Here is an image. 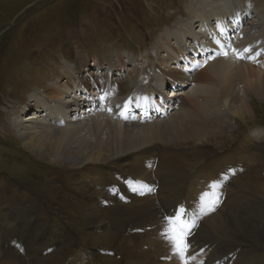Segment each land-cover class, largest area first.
Listing matches in <instances>:
<instances>
[{"label": "rangeland", "instance_id": "1", "mask_svg": "<svg viewBox=\"0 0 264 264\" xmlns=\"http://www.w3.org/2000/svg\"><path fill=\"white\" fill-rule=\"evenodd\" d=\"M193 1L195 2V0H0V251L12 241L18 245L25 264H150L158 258L154 253V256L149 255L153 250L152 244L148 242L149 237L145 240L143 236H146L144 233H149L147 221L154 218L155 213L163 215L159 209V207L163 209L162 203L158 206L157 200L154 210L153 208L146 209V207L138 208V210L136 205H144L146 200L141 198L136 202L131 203L130 200L129 204H124L121 196L116 198L121 200L118 202L106 192L107 186L109 190H119L124 198L130 199L129 192L123 191V187L120 188L115 183H121L124 177L134 179L137 173L135 164L137 160L140 162L145 158L143 153L128 152L103 167L98 164L75 169L70 162H62L60 165L33 154L25 147V140L13 136L10 131L9 115L21 111L23 113H20V117L25 118L28 114H34L32 110L38 106H32L30 104L32 100L38 99L46 103L47 98L50 99L49 103H62L58 99L53 101L50 94L51 86H56L59 78L62 81L64 78L63 82L67 84L66 72L68 71L69 74L70 71L72 76L78 77L79 75L74 73L80 74L81 70L85 78L89 80L87 84L90 85H87L85 90L78 86L74 93L71 91L73 99H76L75 93H89L90 91L99 95L94 90H103L105 86L107 88L110 86L109 90H121L120 96L115 93L101 94L98 105L102 106L105 102L108 107L118 98L126 97L128 91L131 90L129 89L131 85H135L134 90L139 88L140 93L152 90L153 86L158 89L162 87L160 91H163L168 83L167 80L184 85L178 86L185 89L178 92L184 95L181 98L192 96V99L188 100L190 105L187 108L190 110L183 114L188 119L197 121L207 119L211 123L226 119L233 123L232 129L224 130L226 135L221 138L222 143L215 146L193 145L192 142L184 146L177 143L172 148L162 146L157 151L158 159L154 162V173H152L154 175L157 173L160 154L165 157V152L170 154L168 160L173 157L175 161L182 160V162L190 163L188 166H195V168L187 167L182 174L179 171L180 179L177 180L178 184L174 185L173 196L182 202L188 199L190 193L192 195L199 192L201 197L203 196V199L198 201L196 210L193 207L190 208L191 211L189 210V212L195 210L194 221L196 223L197 220L204 218V208L211 210L214 209L215 203L217 204V201L215 203L211 201L207 190L197 186L199 181L203 180L202 176L211 177L228 154L231 153L232 156L238 157L241 159L238 163H241L242 167L239 172L234 173L237 179L226 187L224 186L228 194L227 197L224 195L223 202L227 203L223 208L230 200H232L233 208L239 204L238 210H231L232 214L237 216L241 223L245 221L244 228L247 226L254 233L255 227L261 229L257 234L262 237L261 234H264V198L255 193L254 186H248L245 183L248 178H254V182L264 181V140L254 136L258 129H264V96L251 92L252 94L250 93L248 97L251 111L246 117L238 118L230 111L235 109V105H231L229 110L228 102L214 93L216 87L222 84L217 83L216 80L217 85L214 84V75H207L196 89L198 82L196 84L192 82L196 69L200 68L201 71L206 72L209 70L208 66L214 64L217 58L223 56L230 58L231 54L234 56L236 52L240 53L243 58H237L239 62L230 58V62L236 66L241 63L246 71L248 66L254 64V71L264 73V68H260L264 58L260 59L259 63L252 62L253 57L258 56V54L252 55L253 50L261 46L258 51L262 52L256 60L262 57L264 51L263 34L258 30L259 24L264 22V19L263 16L252 13L253 19L249 21L252 24L248 23L247 26V23H244L241 27L243 31L241 34H237V31L236 34H232L231 28L227 33L209 32L214 27H220L213 18L217 10L212 8L209 11L210 14L202 13L196 6H192ZM203 1L212 2L213 0ZM217 4L219 10L223 9V4L221 5L219 0ZM240 4V1H235L237 7ZM230 5L231 3L227 4V7ZM188 6L191 7L187 8ZM188 21L192 23L191 28L186 26ZM247 30L248 34H245ZM234 36L236 38L233 39ZM221 37H224L231 47L225 48L226 42L221 40ZM251 37L254 38L253 41ZM248 39H251L250 43H247ZM211 41L217 44L216 49L206 46L205 42H210L211 45ZM248 48L251 51L246 53L244 50ZM186 55L193 66L189 65V59L184 60ZM192 55L200 59L191 58ZM213 55L217 57H211ZM158 60L160 65L158 71H155L151 68L158 63ZM225 60L226 58H220L219 61ZM183 63H187L188 67L192 66L189 72H186ZM85 68L88 71H84ZM129 74L134 80L128 79ZM178 74H182L185 80L174 81ZM94 82L98 84L97 87L92 86ZM241 82L240 78H237L231 84L230 90L241 87ZM230 94L231 97L232 95L233 97L239 96L236 92ZM169 95L166 86L165 96ZM154 97L152 96L150 103H155ZM181 98L172 99V101L174 100L173 103L182 102ZM221 100L223 102L221 108L226 117L223 110L220 108L221 111L216 105V101L221 102ZM137 101L141 102L139 99L135 102ZM193 101L197 103L191 106ZM27 106L32 110L23 111L28 108ZM135 110L139 109H134L129 114L143 118L142 114ZM119 112L124 118L127 117L124 110ZM71 113L74 115L75 112ZM175 113L174 110L169 116ZM82 115H77L75 119ZM99 115L101 116L102 113ZM153 120L148 117L143 124L147 125ZM135 121L131 119V123ZM115 122L129 123V120L124 121L121 117H117ZM69 125L70 123L60 128H67ZM86 126L92 127L91 124ZM260 133L263 132L260 131ZM252 154H254L253 161L258 164H256L257 167L254 168L255 170L250 168L249 171L241 174L242 168L246 167V156ZM169 164V168L174 167V164ZM169 176L172 175L167 177L159 175L158 178L154 176L156 187L151 188L164 194L171 180ZM241 178L242 184L239 181ZM138 181L134 179L132 185L124 187L127 190L137 191L138 187L135 184ZM101 182H103L102 185H100ZM95 186H101L103 189L95 188ZM208 187H213V184L209 183ZM100 191L101 193L103 191V194H100ZM154 198L157 199V196ZM110 200L116 202L111 203ZM101 202L104 205H98ZM22 203L24 208L16 209L21 212H17L18 216L12 217L15 213L12 208ZM28 206L34 209L37 215ZM26 207L34 212L35 216H21L23 212H26ZM90 208L97 211L106 209L113 213L114 219L109 222V214L101 217L93 215L89 212ZM218 211L214 209L215 214ZM92 220L96 223H92ZM151 221L149 223H152ZM27 225L30 227L25 232L23 230ZM226 227L227 229L215 232L217 237H226L228 240L226 238L217 240L214 245H219L218 253H227L229 264H239V262L252 258L259 261V264H264L263 237L256 239L254 234L250 237L245 233H238L236 229ZM6 228L11 230H6ZM18 228L22 230L19 235L28 234V237H25L26 249L20 247L19 235H14ZM37 235L41 236L39 241L35 240ZM39 245L42 247L46 245L48 249L44 253L40 252L43 248ZM10 247L16 250V247ZM202 248L204 255L211 260L209 255L212 247L207 248L206 245H202ZM157 249L158 247L155 248ZM221 258L220 261L223 262L224 256ZM1 261L0 258V264L7 262L6 259Z\"/></svg>", "mask_w": 264, "mask_h": 264}, {"label": "bare ground", "instance_id": "2", "mask_svg": "<svg viewBox=\"0 0 264 264\" xmlns=\"http://www.w3.org/2000/svg\"><path fill=\"white\" fill-rule=\"evenodd\" d=\"M235 1L236 0H219V3H221V5L223 4L222 5L223 9L220 10L218 9L217 0H213L212 2L195 0V2L193 1L194 4H192V6H196L202 13L207 12L208 14H210L209 11L212 8L217 10V12L214 13L213 18L215 19L216 23L220 25V27H214L209 32L217 31L219 33L220 32L227 33L230 31L231 28L232 34H236V31L237 34H241V32H243L241 30V27L244 25V23H247L246 25L248 26L249 21L253 19L252 13H256L257 15L259 14V16L260 15L263 16L262 18L264 19L263 0H238L241 2L239 7L235 5ZM229 3H231V5L230 7L229 6L227 7V4ZM189 7L191 6H188L187 8ZM186 26L188 28H191L192 27L191 21H188ZM258 30L262 32L263 34L262 38H264V22L259 24ZM245 34H248V30L247 33ZM234 38H236V36H234L233 39ZM251 39H248L247 43H250L249 40L251 41L254 40V38L252 37ZM221 40L226 42L224 37H221ZM211 42H212L211 45L210 42L209 43L205 42L206 46L209 48L211 47L216 49L217 44L213 41ZM229 47H231L230 43L226 42L225 48H229ZM248 47H250V45ZM259 49L257 48V50L256 49L253 50L252 55L258 54L259 56L260 53L262 52L261 50L258 51ZM197 53L198 55H200L199 52ZM236 53L234 54V56H232L231 54L230 58L233 61L239 62ZM258 56L253 57L252 60L253 63H256L260 59L264 58V51L261 55L262 57L256 60ZM211 57L216 58L217 56L213 55ZM117 58L120 57L117 56ZM220 58L222 59L226 58V60L219 61ZM220 58H217L214 61V64L208 66L209 70L206 72L205 70L201 71L200 68L196 69L195 71L196 73L194 74L193 77L194 81L192 83L196 84L198 82L195 86L196 89L199 87L202 80L207 75H214L213 78L214 84L217 85L216 82L222 83L221 86L219 84L216 87L214 93H217L219 97H222L223 100H226L228 102L227 104L228 109L230 108L231 105H235V109H233L234 111L229 109L233 116L238 118L240 117L244 118L251 111L248 102L249 94L252 92L264 96V73L258 72L256 70L254 71V64L248 66L246 71L245 69L242 68L241 63L237 64L236 66L232 62H230L229 60L230 58H227L226 56ZM81 59L82 58L80 57V60ZM187 59H189V65L191 64L193 66V63L190 61L188 55L184 57V60ZM114 60L117 61L116 58H114ZM173 60L174 58L172 59V61ZM228 64L230 65L228 66ZM159 65L160 63L158 60V63L154 64L151 69H155V71H158ZM261 67L264 68V61L261 62L260 68ZM84 71H88V70H86L85 68ZM79 73L80 74H77V72H75L74 74L77 76L84 75V77L79 78V76L78 77L72 76L71 72L69 71L68 74L67 71L65 74L66 76L65 78L68 79L67 84L63 82L65 80L64 78L63 81L60 80L61 78H59V82L56 83V86L53 87L51 86L50 94L52 96L53 101H57L58 99L62 103H56V102L49 103L48 100L50 99L47 98L45 99L46 103L38 99L32 100L30 104L32 106H38V107L32 110L31 107L27 106L28 108L23 109V111L29 109L30 111L32 110L33 111L32 113L34 114H29V116L25 118L20 117L21 114L23 113V112L21 113V111L17 114L12 113L11 115H9L8 122H9L10 131L12 132L13 136L23 138L25 140V147L28 150H30L33 154H36L41 158L49 159L52 163H57L60 165H62V162H70L71 166L74 167L75 169H80V168L83 169V167L85 166L98 165V164H101L103 167V165L110 164L112 161L118 159L121 156L126 155L128 152L143 153L145 155V158L140 162L137 160V163L135 164V167L137 168V173L134 179L139 180L135 184L137 187H139L138 190L139 195H137L138 191L134 189L127 190L124 187L127 185H132L133 181L124 183L122 185L123 187L122 190L129 192L128 196L132 201L131 203H133L134 201L136 202L141 198L146 200V203L144 205H136L137 207L135 205L134 206L132 205L137 209L138 208L144 209L146 207V209L153 208L152 210H154L157 204L156 202L157 200H158V204H157L158 206H160V203H162L163 205V209L159 207L163 215L153 212V214L155 213L154 218H152L153 221H151L152 219L147 221L148 222L147 227L149 233L146 232L144 233V235L146 236H143L145 240L149 237L148 242L149 244H152L153 250L152 252H150V254L149 253L148 254L153 255L154 253L155 256L158 257L155 259V261H151L150 264H223V263L229 264V259L226 256L227 253L226 252L218 253L217 248L219 245H214V242H216L217 240L226 238V237L219 238L217 237L216 234V232L218 231L220 232L224 229H227L226 226H228L230 229H236L238 233L240 232L245 233L247 234V236L250 237L254 234V236H256L255 237L256 239H262V237L264 238V234H261L262 237L257 234L260 233L261 229L253 227L255 229V233H254L249 228H247V226L244 228L245 221L243 222L244 224L241 223L240 219L232 214L231 210H238L239 209L238 206L240 207L239 204L238 206L233 208L231 204L232 200H230L229 201L230 203L228 202V204H230L229 205L230 209L228 210L229 208V206H227L228 204L223 208V206L227 203V202H223L224 195L226 196L228 194L224 186L226 187L230 182L235 181L237 179L234 176V173L239 172L242 167V164L238 163L241 162V159H239L238 157L232 156L231 153L228 154V156L224 158L225 160L220 165V167H218V169L213 174H211L212 175L211 177L206 178V176H202L203 180L201 179L202 181L200 180L197 186H201L204 190H207V193L211 197V201L213 203L217 201V204L215 203L214 209L219 211L215 214L214 209L209 210L208 208H204L203 209L204 218L197 220L196 223L194 221V211L197 208L198 201L201 199V194L199 192H195L194 194L191 195L190 193L188 199L184 202H182V200L180 199L179 200L175 199L173 196L174 185L178 184L177 180L180 179L179 171L180 174H182L187 169V167L195 168V166H188L190 163L182 162V160L175 161L173 157L168 160L170 154L166 152H165V157L162 154L163 155L162 158V155L159 153L162 160H160L161 158L159 159L158 171L155 175L153 174L154 173L153 165L155 164L154 162L158 159L157 151H159V149H161L162 146L163 147L167 146L168 148H172L173 146H176L177 143L184 146V144H187L188 142H192L193 145L203 144L206 146L207 144H210L215 146L216 144L222 143L221 138H224L226 135L224 133V130L226 128L232 129L234 126V125L232 126L233 123H230L226 119H222L220 122H216V123H211V121L207 119H205L204 121L188 119L183 114L190 110V108L187 107H189L190 105V102L188 100L192 99L191 95L187 96V98L184 97L181 98L184 95L182 94L180 95L176 93L175 100L181 98L182 102L175 101L174 103H173L174 100L172 101V99H169L168 97H161L163 104H158V107H155L153 103H150L152 96H155V94H157L156 96H160V93L163 94L165 92L166 86L168 87V85L171 86V84H176L175 82L167 81V80L166 82L168 83L164 86L163 91L162 90L160 91L162 87H159L158 89L153 86L152 90L140 93L139 88H136L137 90H134L135 85H131L129 88L131 90L128 91L129 93H127V96L124 97L121 101V103L124 105L123 107H126L125 105L128 104V101L131 99L132 105L129 106L134 109H139L141 111H144V114H149V111H151V109H154L153 112L156 113V115L149 114L151 115L150 120L151 119L154 120L147 125L143 124L145 117L143 120H141V118L135 119L136 121L134 123H131V120H129V123L126 122L116 123L115 120L117 117H121L122 119H124L123 115L119 114L120 113L119 111L124 110L125 112V108L120 109L119 106L113 107L114 104L106 107L105 102H103L102 106H97L98 103L100 102V96L102 93H110V95L115 93L116 95L118 94V96H120L121 90H114V89L109 90L110 86L107 88L105 84L103 90H97V89L94 90L99 93L98 96L99 98L97 101H94L93 108L89 107L88 113H84L82 116L78 117L75 121H71L70 117L73 116L72 113L70 114V112H73V110L71 111V109L77 106L76 104L78 103H76V100L82 99L79 93H75L76 99H73L71 95L76 91L77 89L76 87L79 86V87L87 88V85H90L87 84L89 80L85 78L84 72L81 70L79 71ZM237 78H240V80L242 81L241 82L242 85L241 87H238L237 89L235 88L234 90L231 91L230 90L232 88L231 84ZM128 79H130L131 81L134 80V78H132L130 74L128 75ZM151 80L153 81V78H151ZM179 80H185L182 74H178L174 78V81H179ZM212 84L213 83L211 82V85ZM97 85L98 84L95 82L94 84H92V86L95 87H97ZM176 85L184 86L181 83H178ZM132 90L134 91L131 92ZM71 91H73V93ZM232 92L238 93L239 96L233 97L232 95L231 97L230 93ZM92 93L94 92L89 91V95H92ZM135 97L137 99H135ZM138 99L141 102L139 101L135 102ZM71 103H75V104L72 105ZM196 103H197L196 101H193L191 103V106H194ZM222 103H223L222 100L221 102L216 101V105L219 109L222 107ZM146 105L148 106L145 107ZM70 107L72 108L70 109ZM48 110H50V112H47ZM174 110L176 111V113L169 116V114H171L172 111ZM222 112L225 114L224 110ZM99 113H102V115L100 116ZM224 116L226 117V114ZM69 123L70 125L73 126L69 125L67 128H60V127H66V125ZM84 124L86 125L91 124L92 127L89 126L87 127ZM83 131H88V132H83ZM260 131L263 133H260ZM256 132L257 134H255L254 136H258L257 138H260V140H264V129H258ZM169 143H171L170 146ZM182 149H184V147ZM196 155H198V153H196ZM253 155L254 154L250 156H246V161H245L246 167H243L245 168L244 171L242 168V171L240 172L241 174L243 172L249 171L250 168H252L251 170H253L254 168L257 167L258 164L253 161ZM198 160L199 157L196 160L195 163L196 165L198 164ZM169 163L174 164V167L169 168L168 166L170 165ZM186 173L187 172H185V174ZM159 175L161 177H167L168 175H172L169 176L171 180L168 183L164 194L160 193L161 191L159 192L158 190H153L151 188L153 186L156 187L154 176L158 178ZM182 177L184 178V174ZM241 180L242 178L239 181ZM253 180L254 178H248L245 184H247L248 186L249 185L254 186L253 189L255 193L259 194L260 197L264 198V181L256 180L254 182ZM209 183L213 184V187H208ZM240 183L242 184V181ZM102 184L103 182L100 183V185ZM99 187L102 188L101 186H95V188H99ZM161 187L162 185L160 186V188ZM48 188H50V185H48ZM150 188L151 191H149ZM117 191L119 192V190ZM78 192H80V190ZM100 194H103V191L102 193L100 191ZM154 195L157 196V199L154 198L155 197ZM3 197L5 198V196ZM110 202L114 203L116 201L110 200ZM98 205H104V204L101 202V204ZM178 205L179 208H177ZM191 207L195 208V210L189 212L191 215L190 216L187 214V212L190 210ZM180 208H184L186 211V215L183 217V219L187 220L189 223L194 224V227H191L190 229V234L187 235L186 237L189 247L187 249V253L184 259H181L179 256L174 255L173 246L169 243V241L165 238V236L162 235V233H164L167 229L168 218L174 217L178 213ZM89 212H91V214L93 215L94 214L99 215L100 217L104 216V214L107 216L109 214L110 215L109 222H111L112 219H114L113 213L107 211L106 209L97 211L95 209L90 208ZM150 221L152 223H149ZM92 223H96V222L93 221ZM28 226L30 225H27L25 228H27ZM231 231L235 232V230H231ZM17 233L14 232V235L16 236L19 235V233L18 234ZM25 237H28V234L22 235L21 233L19 235V244L22 249H26ZM197 238L199 240L196 241ZM40 239H41L40 235H37L35 237L36 241H39ZM200 242H202V244H200ZM202 245H206L207 248L212 247L211 254L209 255L211 257V260L204 255ZM10 246L14 248L16 247V250L15 249L12 250ZM39 246L42 247V245ZM45 246L42 247L43 250H41L40 252L44 253V251L48 249ZM156 247H158L157 250H155ZM32 256H35V254H32ZM223 256H224L223 262H221L220 259H222L221 257ZM0 258L2 259V261H4L5 259L7 260V262L3 264H25V260L23 258L21 251L18 248V245L14 244L12 241H10V243L6 248L0 251ZM253 259L254 258L249 259L248 261L245 262H239V264H259V261ZM215 261L218 262L215 263Z\"/></svg>", "mask_w": 264, "mask_h": 264}, {"label": "snow or ice", "instance_id": "3", "mask_svg": "<svg viewBox=\"0 0 264 264\" xmlns=\"http://www.w3.org/2000/svg\"><path fill=\"white\" fill-rule=\"evenodd\" d=\"M244 51L248 52L250 49H245ZM224 55H227V53H224ZM237 58H243V56L240 53H237ZM149 191H151V189H149ZM201 199H203V196ZM185 215V209L180 208L174 217L168 218L167 229L162 233V235H164L173 246L174 255L179 256L181 259L185 258L189 247L186 237L190 234L191 227H194L193 223H189L187 220L183 219Z\"/></svg>", "mask_w": 264, "mask_h": 264}, {"label": "flooded vegetation", "instance_id": "4", "mask_svg": "<svg viewBox=\"0 0 264 264\" xmlns=\"http://www.w3.org/2000/svg\"><path fill=\"white\" fill-rule=\"evenodd\" d=\"M13 200V199H12ZM16 201V200H15ZM15 201L13 202V204L15 203ZM12 205V204H11ZM24 208V206H23V203L21 204V205H19L18 207H16V208H12V211H13V213H14V215L12 214V217L13 216H18V213L17 212H21L20 210H16V209H19V208ZM27 208V207H26ZM28 208H30V209H32L30 206H28ZM28 208H27V210H25L26 212H23L22 214H21V216H35V214H34V212L36 213V211L34 210V209H32L34 212H31V210H28ZM36 215H37V213H36ZM24 220H25V218H24Z\"/></svg>", "mask_w": 264, "mask_h": 264}, {"label": "crops", "instance_id": "5", "mask_svg": "<svg viewBox=\"0 0 264 264\" xmlns=\"http://www.w3.org/2000/svg\"><path fill=\"white\" fill-rule=\"evenodd\" d=\"M29 227H30V226H28L27 228H25L23 231L27 232V231H28V229H29ZM19 228H20V227H19ZM19 228L17 229V232H18V233L22 231V230L20 231V229H19ZM6 230H9V231H10L11 229H9V228H6ZM26 234H27V233H26Z\"/></svg>", "mask_w": 264, "mask_h": 264}]
</instances>
